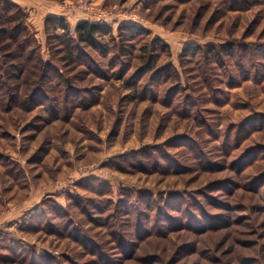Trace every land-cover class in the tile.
<instances>
[{"label":"rangeland","instance_id":"1","mask_svg":"<svg viewBox=\"0 0 264 264\" xmlns=\"http://www.w3.org/2000/svg\"><path fill=\"white\" fill-rule=\"evenodd\" d=\"M6 1L0 264H264V0Z\"/></svg>","mask_w":264,"mask_h":264},{"label":"trees","instance_id":"2","mask_svg":"<svg viewBox=\"0 0 264 264\" xmlns=\"http://www.w3.org/2000/svg\"><path fill=\"white\" fill-rule=\"evenodd\" d=\"M4 6H5V8L3 9V13L0 12V14L2 16H4V15L6 16V14H10L11 11H12L11 7L14 6V4L12 2H10V1H6L5 0ZM18 11L19 10H17V12H14V15H19L20 12H18ZM14 17H16V18H14ZM12 19L17 20V16H13ZM20 19H21L22 23L19 24V26L17 28V29H19V31L17 33H19V35L21 34L22 36L26 37V39H27V37H29V35H30V30H29V28L27 27V25L25 23V20H24L25 16L24 15L20 16ZM50 19H53V21H55V24H56L55 28L57 27V28L63 29L64 34H69L70 33V26H69V24L67 22L64 21V18H62V17H53V18H50ZM3 27H5V26H3ZM3 31H5V30H3ZM104 31L105 30H104L103 27L99 26L97 23L92 22L90 20L79 22L77 24V26H76V33L78 34V37L81 40L86 41V42L93 41V39L96 37V35H99V34L102 35V33ZM58 37H61V36L59 35ZM20 43H21V46H23L26 49H27V47H30V46L33 47V43L32 42H28V41L26 42L24 40L23 43L22 42H20ZM25 43H27V46L25 45ZM24 48H23V50H24ZM32 52H33V50L30 49L29 53L32 54ZM26 53H27V50H26ZM26 53H25V57L27 56ZM68 54L72 55L71 51L68 52ZM30 57L31 56H28L25 59H33V58H30ZM39 66L40 67L38 68V73L37 74H38V76H40V78H43L42 75H43L44 72L43 73L41 72L42 71L41 69H43L42 68V61H40ZM15 68L17 69L16 70L17 72H22L24 74L27 73V71L22 66L21 67L17 66ZM18 76L19 75H17V77Z\"/></svg>","mask_w":264,"mask_h":264}]
</instances>
